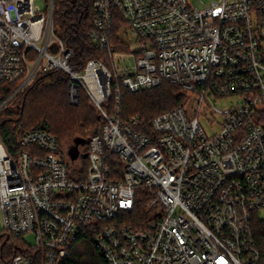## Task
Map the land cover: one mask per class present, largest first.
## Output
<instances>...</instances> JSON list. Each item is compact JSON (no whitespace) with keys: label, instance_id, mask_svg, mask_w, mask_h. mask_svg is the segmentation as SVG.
<instances>
[{"label":"built area","instance_id":"built-area-1","mask_svg":"<svg viewBox=\"0 0 264 264\" xmlns=\"http://www.w3.org/2000/svg\"><path fill=\"white\" fill-rule=\"evenodd\" d=\"M35 1L0 0V112L59 71L68 104L83 92L103 124L74 161L46 131L21 133L14 151L0 137V264H65L79 240L96 264H264V0H92L88 39L106 63L80 70L53 34L52 0ZM116 16L126 52L111 43ZM163 83L191 108L146 129L120 115L122 90ZM207 96L234 106L208 118Z\"/></svg>","mask_w":264,"mask_h":264},{"label":"trees","instance_id":"trees-1","mask_svg":"<svg viewBox=\"0 0 264 264\" xmlns=\"http://www.w3.org/2000/svg\"><path fill=\"white\" fill-rule=\"evenodd\" d=\"M91 3L92 0H52L53 34L72 52L70 63L79 70L89 60H105L103 51L95 48L88 39L92 29ZM122 26L123 22L116 16L111 43L117 50L126 52L117 39ZM67 87V76L63 72L40 74L30 87L10 103L15 104L13 110H8L9 104L0 112V137L9 150L17 148V138L26 131H46L57 139L58 144L70 140H80L86 144L98 133L103 124L99 112L83 92L80 93L79 105H69ZM10 92L11 89L6 86L0 87V100ZM39 96L40 102L37 99ZM185 97L186 93L180 87L167 83L136 94L122 90L120 115L138 116L141 128L146 129L155 116L181 107ZM113 99L110 96L101 106L106 107L108 113L112 112ZM83 165L86 166L85 161ZM73 247L65 264H96L101 261V256L87 240H79Z\"/></svg>","mask_w":264,"mask_h":264},{"label":"rangeland","instance_id":"rangeland-1","mask_svg":"<svg viewBox=\"0 0 264 264\" xmlns=\"http://www.w3.org/2000/svg\"><path fill=\"white\" fill-rule=\"evenodd\" d=\"M35 6L40 9V10H45L47 8V3L45 2V0H36L35 1ZM129 37V41L131 42L132 47L130 48V50L133 51H137V47L136 45H134V39L133 37H131L130 35H128ZM132 61V60H130ZM106 63V60H104V64ZM131 63V62H130ZM38 101L40 102L41 97L39 96ZM192 99L191 96L186 95V97L184 98V102L182 104V106H184L187 109L191 108V104H190V100ZM206 101H207V105L206 106H202V113L205 114V116H207L209 118V115L213 112V110L218 109L221 113H225L226 111H228L230 108H232L234 106V102L232 100H228V99H220V100H215L212 97L207 96L206 97ZM15 107V104H10L7 108L8 110H13ZM202 113H201V117L199 119V124L200 127L202 128V130H204V132L206 133L207 136H211L213 135V133L217 130V126H214L212 128H210L205 120L202 118ZM214 120L219 124L221 118L218 116H214ZM61 150L62 151H68V157L70 160L74 161L76 160L78 153L82 150V148H85L84 144L80 141V140H70L68 142H65L63 144H60ZM262 217L264 218V215H262ZM25 241L28 245L33 244V239L30 235L25 237ZM93 252V250H92Z\"/></svg>","mask_w":264,"mask_h":264}]
</instances>
